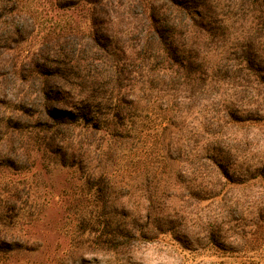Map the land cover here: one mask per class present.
I'll list each match as a JSON object with an SVG mask.
<instances>
[{
    "label": "trees",
    "instance_id": "obj_1",
    "mask_svg": "<svg viewBox=\"0 0 264 264\" xmlns=\"http://www.w3.org/2000/svg\"><path fill=\"white\" fill-rule=\"evenodd\" d=\"M261 142L264 0H0V251L6 229L49 202L41 180L55 169L102 203L78 218L98 247L188 237L208 202L222 212L208 242L245 250L229 235H264ZM120 194L142 208L113 207Z\"/></svg>",
    "mask_w": 264,
    "mask_h": 264
},
{
    "label": "rangeland",
    "instance_id": "obj_2",
    "mask_svg": "<svg viewBox=\"0 0 264 264\" xmlns=\"http://www.w3.org/2000/svg\"><path fill=\"white\" fill-rule=\"evenodd\" d=\"M38 6L39 3L27 1L25 9H36ZM70 14L71 12L63 11L52 21L64 24L69 20ZM47 18L50 19L49 16ZM263 143L261 142L264 146ZM41 181L39 195L49 202L27 208V217L6 229L10 235L6 239L8 244L4 246L5 252L0 251V264H264V235L254 237L250 242V237L246 241L231 232L230 241L237 246H244L245 250H223L208 242L206 233L210 226L209 216L222 214L208 202L202 203L199 210L194 211L197 214L193 221L187 219L185 222L183 228L188 237H180L176 229L159 237L147 235L141 240H133L128 248L120 252L98 247L91 242L94 234L90 232L88 222L80 226L78 218L84 216L95 220L101 213L102 203L94 196L87 197L86 190H82L81 181L71 179V175L62 169L42 175ZM70 183L73 185L68 188ZM66 186L68 190L64 194ZM172 204L167 202L164 207H172ZM248 204L246 202L245 206L251 210ZM107 205L110 206V203ZM112 206L123 212L137 210L142 208L143 199L135 195L129 198L120 194ZM170 209H177L180 215H189L191 210L178 205ZM136 225L143 226V229L146 227L143 221ZM232 226L240 231L243 228L234 223ZM2 230L0 227V233ZM12 236L28 242L33 250L17 249Z\"/></svg>",
    "mask_w": 264,
    "mask_h": 264
}]
</instances>
